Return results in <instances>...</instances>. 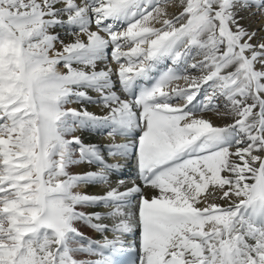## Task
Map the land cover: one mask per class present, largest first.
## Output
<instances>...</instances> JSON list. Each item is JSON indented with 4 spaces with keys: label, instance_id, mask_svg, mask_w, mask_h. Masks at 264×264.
Masks as SVG:
<instances>
[{
    "label": "snow or ice",
    "instance_id": "obj_1",
    "mask_svg": "<svg viewBox=\"0 0 264 264\" xmlns=\"http://www.w3.org/2000/svg\"><path fill=\"white\" fill-rule=\"evenodd\" d=\"M133 233L138 264H264V0H0V264Z\"/></svg>",
    "mask_w": 264,
    "mask_h": 264
},
{
    "label": "bare ground",
    "instance_id": "obj_2",
    "mask_svg": "<svg viewBox=\"0 0 264 264\" xmlns=\"http://www.w3.org/2000/svg\"><path fill=\"white\" fill-rule=\"evenodd\" d=\"M170 12L173 11H178V9L176 8H169ZM252 27L254 28H258L260 26V22L256 20V18H253V21L251 22ZM67 40H71L72 37H66ZM103 65H101L102 67ZM168 66H170L169 64H161L159 65L158 71H163L165 70ZM181 84H183V81H181ZM91 95H95V93H90ZM73 107H75L76 105H72ZM90 111L95 112L98 115H104L106 114V110H103L95 105H89L88 106ZM215 123L217 124H224L227 123L229 121L224 120V119H219L217 117H215L214 115L211 117ZM86 140L87 141H92V142H106V137L102 136V135H96L94 133H90L86 136ZM122 142V140H121ZM109 162H114L111 158H109ZM119 163L122 165L121 169L115 173L111 179L113 181V183H115V181L118 178H125L127 179L129 182H131L132 180L135 179L136 177V168H135V162L133 160H129V161H125V160H120ZM95 166H86V165H82V166H78V167H74L73 169H71L73 172H81V171H86V170H94ZM137 183H140V181H136ZM77 191H81L83 193H87V194H96V195H100L103 194V187L100 185H82L79 188L76 189ZM95 207H98L97 209H95ZM80 211H84V212H105L106 209L103 206H93V207H81L79 208ZM105 224H110L111 221L109 220H104L102 221ZM77 227L80 228L81 232L85 233V235L89 238H91L92 240H102L103 236L101 233L94 231L93 229H91L90 227H87L85 225H83L80 222H77ZM108 237L111 238V233H107ZM125 243L126 245H131L134 241H137V236L135 235V233L128 235L126 237H124ZM135 250L137 251L138 254V258L140 256V252H139V248L136 247ZM79 258H86L84 256H81ZM95 258V257H93Z\"/></svg>",
    "mask_w": 264,
    "mask_h": 264
},
{
    "label": "rangeland",
    "instance_id": "obj_3",
    "mask_svg": "<svg viewBox=\"0 0 264 264\" xmlns=\"http://www.w3.org/2000/svg\"><path fill=\"white\" fill-rule=\"evenodd\" d=\"M90 134V133H89ZM98 207H95V209H97Z\"/></svg>",
    "mask_w": 264,
    "mask_h": 264
}]
</instances>
